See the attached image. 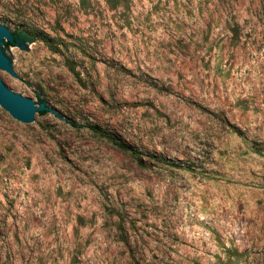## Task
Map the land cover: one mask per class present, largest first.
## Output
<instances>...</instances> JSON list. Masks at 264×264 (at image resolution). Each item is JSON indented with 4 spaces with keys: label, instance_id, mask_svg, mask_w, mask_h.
I'll return each instance as SVG.
<instances>
[{
    "label": "rangeland",
    "instance_id": "374dc122",
    "mask_svg": "<svg viewBox=\"0 0 264 264\" xmlns=\"http://www.w3.org/2000/svg\"><path fill=\"white\" fill-rule=\"evenodd\" d=\"M0 264H264V0H0ZM113 140L142 157L140 164Z\"/></svg>",
    "mask_w": 264,
    "mask_h": 264
},
{
    "label": "water",
    "instance_id": "95a60500",
    "mask_svg": "<svg viewBox=\"0 0 264 264\" xmlns=\"http://www.w3.org/2000/svg\"><path fill=\"white\" fill-rule=\"evenodd\" d=\"M12 42L9 29L0 24V106L4 108L21 125L31 127L39 123L35 113L52 110L44 102L36 103L33 99L11 90L2 78L17 80L20 77L13 70L10 61L5 56V42ZM13 46V45H12Z\"/></svg>",
    "mask_w": 264,
    "mask_h": 264
},
{
    "label": "trees",
    "instance_id": "16d2710c",
    "mask_svg": "<svg viewBox=\"0 0 264 264\" xmlns=\"http://www.w3.org/2000/svg\"><path fill=\"white\" fill-rule=\"evenodd\" d=\"M10 34L12 35L13 41L12 42L6 41L5 45H15L20 40H27V41L41 40L44 43H46L49 47L53 48L52 44L50 42H48L46 36H43V34L38 33V32L29 33L26 30L19 29V30L10 31ZM38 102H44V101L42 99H39ZM37 113L40 115H44V114L48 113V110L38 111ZM112 141L117 147H119L123 151L129 152L134 158L137 159V161L140 164L143 163L141 154L136 149L130 147L128 144H126L123 141H117V140H113V139H112Z\"/></svg>",
    "mask_w": 264,
    "mask_h": 264
}]
</instances>
